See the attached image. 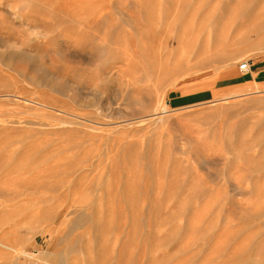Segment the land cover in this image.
<instances>
[{
    "label": "rangeland",
    "instance_id": "rangeland-1",
    "mask_svg": "<svg viewBox=\"0 0 264 264\" xmlns=\"http://www.w3.org/2000/svg\"><path fill=\"white\" fill-rule=\"evenodd\" d=\"M0 243L264 264V0H0Z\"/></svg>",
    "mask_w": 264,
    "mask_h": 264
},
{
    "label": "built area",
    "instance_id": "built-area-1",
    "mask_svg": "<svg viewBox=\"0 0 264 264\" xmlns=\"http://www.w3.org/2000/svg\"><path fill=\"white\" fill-rule=\"evenodd\" d=\"M251 70V64L249 61H246L244 64L241 65V71L244 73H248Z\"/></svg>",
    "mask_w": 264,
    "mask_h": 264
},
{
    "label": "bare ground",
    "instance_id": "bare-ground-1",
    "mask_svg": "<svg viewBox=\"0 0 264 264\" xmlns=\"http://www.w3.org/2000/svg\"><path fill=\"white\" fill-rule=\"evenodd\" d=\"M0 246L3 247V248L9 249V247H7V246H5V245H3V244H1V243H0ZM12 251H13V250H12ZM15 253H16V252H15ZM17 254H18V253H17ZM20 255H21V254H20ZM17 257H18V256H17Z\"/></svg>",
    "mask_w": 264,
    "mask_h": 264
}]
</instances>
